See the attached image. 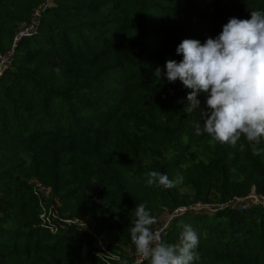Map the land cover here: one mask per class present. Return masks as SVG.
I'll list each match as a JSON object with an SVG mask.
<instances>
[{
  "label": "trees",
  "instance_id": "trees-1",
  "mask_svg": "<svg viewBox=\"0 0 264 264\" xmlns=\"http://www.w3.org/2000/svg\"><path fill=\"white\" fill-rule=\"evenodd\" d=\"M44 1L0 0V52ZM252 11L264 12V0H56L43 13L0 77V264H107L103 249L127 264L136 205L157 231L191 204H225L253 186L264 196V153L196 136L206 94L186 113L191 90L165 69L182 61L183 40L203 44ZM151 171L183 182L147 186ZM33 178L52 189L61 221L87 219L93 235L42 228ZM185 225L199 237L193 264H264L262 207L184 215L163 242L179 243Z\"/></svg>",
  "mask_w": 264,
  "mask_h": 264
},
{
  "label": "clouds",
  "instance_id": "clouds-1",
  "mask_svg": "<svg viewBox=\"0 0 264 264\" xmlns=\"http://www.w3.org/2000/svg\"><path fill=\"white\" fill-rule=\"evenodd\" d=\"M182 55L180 62L165 63L168 82L179 80L186 89L187 105L184 111L194 113L200 105L198 96L206 94L208 111L202 112L203 127L196 125L195 135L207 134L214 142L236 147L242 139L251 145L253 155L264 153V12L252 11L250 19L230 18L216 38L185 39L176 49ZM157 67L154 76L160 78ZM245 144L239 143V151ZM147 186L172 189L183 182L182 176L170 180L166 174L151 171ZM145 204L136 205L131 242L140 261L150 264H193L199 245L198 234L191 225H185L179 243L163 242L157 224Z\"/></svg>",
  "mask_w": 264,
  "mask_h": 264
},
{
  "label": "rangeland",
  "instance_id": "rangeland-1",
  "mask_svg": "<svg viewBox=\"0 0 264 264\" xmlns=\"http://www.w3.org/2000/svg\"><path fill=\"white\" fill-rule=\"evenodd\" d=\"M55 1L56 0H54L51 4L49 3L50 6H48V8L53 7L55 5ZM44 4H47V0H45L42 4H40L39 6H37L34 9L35 11L37 9V12L36 13H40V18L37 19L36 14L33 15L35 13L34 10H33L34 13L32 14V16L34 17L35 20H37V25H36L35 29L32 31L31 30V27H27V24L26 23L21 24L20 25V28H19V30L17 32V34L14 36V39H13L11 48H9L8 51H6V52H0V70H1L0 77H2L5 74V72L7 71V69L5 70L4 66H6L7 63H9V62L12 63V59L14 58V54L18 50V45H19L20 41L22 39H24V38H32L33 36L37 35V33L39 31V27H40V23H41V19H42L43 13L48 9L47 8L44 12L43 11L39 12L40 9L42 8V6ZM23 32H28L29 34L27 36H23L20 39L19 36ZM31 184H32L33 189H34V193H36V191L39 192V195H38V204H39V207L41 209V212H40L41 215H40V217L42 215H45L46 218L49 219L51 223L57 222L59 224V228L61 227L59 230H53V231L52 230H49L48 228H46L48 221L46 223H43V220L41 219L42 222H40L41 223L40 226L42 228L46 229L50 234L56 235V234H59L61 232H64V230L67 227L73 226V227L79 228V231H87L90 235H93L94 229L91 228L90 222L87 219H84L83 221H80V222H83V224L82 225H78V224L73 223V222H64V223H62L59 219L51 218V215L49 213V210L55 209L53 206H54V203L56 201V197L54 196V194L52 192V189L49 186H45L43 183H41L40 181H38L35 178L32 179ZM39 184L43 185V188L44 189H41V186ZM253 190L256 191V187L255 186L252 187V189H251L250 193L248 194V196L252 193ZM183 191L185 193H191V192L194 191V189H193L192 186H187V187H185L183 189ZM234 198L235 199L236 198H245V196H243V197H234ZM189 206L190 207H193V208H198L199 210L207 211L206 208H205L206 205H204V204H194V205L191 204ZM256 207H259V206H256ZM256 207H254V208H256ZM232 210H234V209H232ZM99 255L101 257L105 258V260L107 261L106 262L107 264H121L122 263V261H121L122 259L113 257L114 255L108 253L106 251V249H103L102 252L99 253Z\"/></svg>",
  "mask_w": 264,
  "mask_h": 264
},
{
  "label": "built area",
  "instance_id": "built-area-1",
  "mask_svg": "<svg viewBox=\"0 0 264 264\" xmlns=\"http://www.w3.org/2000/svg\"><path fill=\"white\" fill-rule=\"evenodd\" d=\"M53 1L54 0H47V4H44L39 12H41V11L44 12L48 8V6H50V4ZM36 12H37V10L35 11L34 15L36 14L37 19H38V18H40V13H36ZM36 25H37V20H35L34 17H33L32 22L29 25H27V27H31V30L33 31L35 29ZM28 34H29L28 32H23L19 37L21 39L23 36H27ZM10 65H11V62L7 63V65L4 66L5 70L8 69ZM0 73H1V70H0ZM39 185L41 186V189H44L43 185H41V184H39ZM36 194L39 195V192L36 191ZM256 206L264 208V196H262L260 194H257V192L255 190H253L252 193L249 196L245 197V198H236V199L234 198L230 202L225 203V204H221V205H206L205 208H206L207 211L199 210L198 208H193V207H190V206L189 207L179 208L178 210H176V212L174 213L172 218L170 220H168L166 225L162 226L157 231H160L161 235L163 237V235L166 233L168 227L170 226V222L173 220V218L176 215H179V214H182L180 217H182L184 215H188V214H199V213L213 215L216 212L221 211V210H225V209H234V210H239V211H246V210H248L250 208H253V207H256ZM49 213L51 215V218L59 219L58 215H56L55 209L49 210ZM41 219L43 220V223H46L48 221L46 228H48L49 230H52V231L53 230H59L56 226H54L55 222L51 223L50 220L47 219L45 215H42ZM61 222L62 223H64V222H73V223H78L79 225H82V224H80L81 222H79L78 220H76V221L64 220V221H61ZM146 261L147 260H144V261L141 262L139 256L135 252L133 260L130 263H127V264H144Z\"/></svg>",
  "mask_w": 264,
  "mask_h": 264
},
{
  "label": "water",
  "instance_id": "water-1",
  "mask_svg": "<svg viewBox=\"0 0 264 264\" xmlns=\"http://www.w3.org/2000/svg\"><path fill=\"white\" fill-rule=\"evenodd\" d=\"M181 215H182V214L176 215V216L173 218V220L176 219V218H178V217H180Z\"/></svg>",
  "mask_w": 264,
  "mask_h": 264
}]
</instances>
